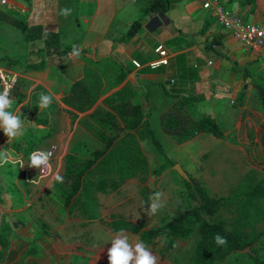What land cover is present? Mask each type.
Segmentation results:
<instances>
[{"label":"crops","instance_id":"crops-1","mask_svg":"<svg viewBox=\"0 0 264 264\" xmlns=\"http://www.w3.org/2000/svg\"><path fill=\"white\" fill-rule=\"evenodd\" d=\"M154 1L10 0L11 5L8 2L2 4L0 0V68L19 75L16 88L9 95L13 100L9 111L20 117L24 128L23 137L11 143L0 128V152L6 151L16 161L7 164L16 165L27 175L29 167L25 164L31 163V154L50 152L55 143L65 159L73 155L79 164L90 159L96 151L104 150V144L95 135L100 124L92 115L109 113L115 116L120 127H125L114 110L125 103L142 108L143 120L150 121L163 145V153L193 179H264V99L261 98H264V61L257 52L237 41L198 0H157L155 8L151 6ZM217 1L246 23L264 24V0ZM64 8L71 9L67 17L61 14ZM20 11L25 15L22 16ZM21 21L28 27L41 26L45 33L58 32L59 48L51 52L42 40L29 42L27 26L20 25ZM133 23H138L139 27L135 33H130ZM6 30L8 33L4 34ZM159 44L168 49L170 64L152 70L146 64L158 58L155 48ZM69 46L78 48L80 55H72L73 49L65 53ZM24 49L26 54L22 56L19 51ZM22 58L27 65H23ZM133 60L144 66L136 68ZM30 65L38 68H26ZM194 74L196 82L190 94L169 95L175 80L179 77L187 79ZM78 81L98 85V98L85 112H79L65 101L67 91ZM41 93L53 97L48 108L39 107ZM179 102L195 120L209 115L218 125L225 123V136L218 138L209 133H198L179 141L165 132L160 124L161 113ZM107 124L111 127L106 130L110 136L118 134L114 144L116 150L127 153L124 161L132 157L130 150L141 149L144 159L128 162L134 163L133 168L143 164L144 171L148 157L144 147L149 138L146 133L142 138L143 128L127 134L126 130L115 132L112 124ZM94 138L101 147L93 148L88 157L79 158L76 153L85 150ZM151 146L153 155L154 152L161 153L153 144ZM160 156L165 160L162 153ZM115 161L116 157L111 158L112 166L105 172L118 173L122 177V172L114 168ZM5 165L0 166V186L5 189L0 188V199L16 200L18 192L25 198L19 171L11 175L14 190L6 180L11 172L4 169ZM94 166L100 167L94 164L92 168ZM172 167L164 171L168 172ZM183 178L176 170L174 179ZM92 193L80 191L76 195L87 200L83 212L90 220L96 217ZM72 205L64 207L71 211ZM15 211L9 208L7 213L15 214ZM91 213L93 218L89 217ZM3 224L0 233L4 230L5 242L0 244V264L85 263L83 252L77 246L54 249L48 240L40 243L34 240L15 257L7 255L6 233L10 226L6 222Z\"/></svg>","mask_w":264,"mask_h":264},{"label":"rangeland","instance_id":"rangeland-1","mask_svg":"<svg viewBox=\"0 0 264 264\" xmlns=\"http://www.w3.org/2000/svg\"><path fill=\"white\" fill-rule=\"evenodd\" d=\"M7 2L12 5L10 0ZM20 12L22 16L25 15L22 11ZM21 23L20 25L27 26L26 22L21 21ZM5 33H8V30L4 31ZM19 53H22L23 56L26 54L25 49ZM22 60L25 62L24 58ZM23 65H27V62ZM92 124L95 125V123ZM219 127L225 131L226 124H219ZM87 144L89 146L85 150L80 149L76 153L79 158H86L93 148L101 147L100 142L95 138ZM151 144V141L146 140L144 147L146 157L148 156L146 171H142L143 164L141 166L138 164L133 168V176L129 178L123 179L120 174L105 172L97 166L91 168L87 179L91 186L90 192H93V203L96 205L94 209L96 217L92 220L88 219L87 214L83 212V208L88 202L82 195L74 198L72 209L68 211L64 207L60 190L54 186L57 176L63 178L67 162L57 143L50 151L51 158L46 172L42 173L40 169L32 168L30 162H27L25 165L29 167V174L26 175V172H20L16 165L6 164L4 169H7L11 174L7 179H4L16 190L11 175H15L19 171L21 190L26 193V197L24 198V195L15 191L18 192L16 200L7 202L0 199V230L3 228L4 222L10 226L6 233L8 243L5 249L8 248V251L5 253L15 257L34 240L39 243L48 240L54 249L57 247L66 249L69 245L77 246L76 248L83 252L84 264H109L108 250L112 246L111 242L115 235L123 229L129 243L133 246L143 243L154 256L158 257L157 264H196L197 247L202 241V237L195 230L189 234L174 237L165 234L158 235L147 243L140 240L143 232L161 227L171 219L177 213L179 203L183 201V195L188 194L183 179H174L176 171L174 166L162 174L153 172L159 169L162 164L166 168L170 167L171 161L166 157L167 154L162 153L164 160L156 149L155 151L160 154L154 152L153 155L150 152V148L153 147ZM164 161L165 163H163ZM199 180L204 182L208 194L212 196L238 193L243 188L242 184L245 181V179ZM69 184L70 180L66 179V186ZM0 188L2 191L5 190L1 186ZM155 192L163 194L161 197L163 207L157 214L148 216L147 209L151 204L149 198ZM260 203L264 207V198L260 200ZM9 208L17 211L15 214L7 213ZM204 216L208 221H226L228 230L240 235L253 234V229L245 225L243 216L235 207L223 209L214 216L206 214ZM19 218L21 219L19 220ZM15 223L17 226H14ZM263 227L264 223L257 225V229ZM208 261L207 264H253L252 260L246 257L243 260L235 259L233 252L226 253L223 257H213L211 254Z\"/></svg>","mask_w":264,"mask_h":264},{"label":"trees","instance_id":"trees-1","mask_svg":"<svg viewBox=\"0 0 264 264\" xmlns=\"http://www.w3.org/2000/svg\"><path fill=\"white\" fill-rule=\"evenodd\" d=\"M155 1L151 5L152 7L155 6ZM138 27V23H133L129 32L135 33ZM25 31L27 32L26 39L29 42L42 40L45 44V48L49 49L51 52L54 48H59L58 42L60 34L58 32L45 33L41 26H27L25 27ZM69 50H72V46H69L64 52L66 53ZM169 64L170 63H168V65ZM30 67L38 68L37 65H30L26 68ZM41 67H43V65H41ZM195 82V74L190 75L187 79L179 77L178 80H175L171 85L168 93L173 97L190 94L193 91L192 87ZM97 86V84L92 82L88 83L87 81L76 82L66 93V103L73 106L79 112L89 110L98 98ZM261 98L264 99L262 96ZM114 110L125 124V127H120L117 122H115V116H111L109 113L96 112V114L94 113L92 115L94 120L100 124L101 128L96 129L95 135L104 144V150L96 151L92 154L90 159L80 164L77 163V158L75 156L68 155L66 157L67 168L63 172L62 181L57 179L55 181V186L61 191L64 198V205L66 208L72 205L73 198L80 191L85 193L90 192L91 186L85 181V175L91 170L94 164L100 165L101 169L106 171L112 166L111 158L116 157L114 168L122 172V177H129L133 175L134 163H129L128 161H133L132 159H144L141 149L137 147L129 151L132 157L130 156L125 159V161L123 160L127 153H121V151L116 150L114 144L119 137L118 134H112L110 136L107 133L106 130H108L107 128L109 127V124H107L108 122L115 128V132H117L116 130H126L127 134L131 130L138 131L140 127H142V138H144L143 133H146L151 143L163 153V145L155 135L150 121L143 120V111L139 105H126L124 103L117 106ZM160 124L165 132L179 141L185 140L198 133H209L218 138H223L225 136L224 131L219 127L212 116L204 115L200 119L195 120L188 114L184 104L181 102L161 113ZM170 164V167H172L175 162L171 161ZM165 168L166 166L164 165L153 172L162 174ZM144 170L146 171L145 167ZM66 179L70 180L69 186H66ZM183 181L188 194L183 195V201L179 203L177 213L161 227L143 232L140 237L141 242H150L158 235L165 234L174 237L189 234L195 230L202 237V241L197 247L198 249L195 257L196 264H207L209 262V255L211 254L213 257H223L226 253L231 252H233L237 260H243L246 257L252 260L253 264H264V227L257 229V225L264 223V207L260 203V200L264 198V180L245 179L243 182L244 184H242L243 188L240 192L230 196L214 197L208 194L202 181L199 179H193L188 176V178H183ZM231 207H235L243 216L245 225L253 229V234L249 236L240 235L237 232L228 230L226 221H208L204 216L205 214L214 216L219 211ZM89 217L93 218V213H91ZM4 234L5 232L2 230L0 233L1 245H4L5 242L3 239ZM217 234L227 239L226 245H217L214 239Z\"/></svg>","mask_w":264,"mask_h":264},{"label":"clouds","instance_id":"clouds-1","mask_svg":"<svg viewBox=\"0 0 264 264\" xmlns=\"http://www.w3.org/2000/svg\"><path fill=\"white\" fill-rule=\"evenodd\" d=\"M61 14L67 17L71 14V9L64 8L61 10ZM72 55H80L78 48L73 49ZM9 88V85H5L4 91L0 92V128H3L5 135L9 138L8 143H11L12 140L23 137L24 128L20 117L9 111L13 105V100L9 98ZM52 99L51 95L41 93L39 107L41 109L48 108L52 103ZM50 156V152H33L30 156V166L40 169L42 173L46 172ZM9 162L15 163L16 161L12 160L6 151L0 152V166ZM56 179L62 181V177L57 176ZM162 195L160 192H155L149 198L151 204L147 209L148 216L157 214L163 207V203L161 202ZM214 239L217 245L223 246L227 244V239L219 234ZM111 244L112 246L108 250L109 264H133V262L134 264H157L158 257L154 256L143 243H137L135 246L129 243V239L124 234L123 229L115 235Z\"/></svg>","mask_w":264,"mask_h":264},{"label":"built area","instance_id":"built-area-1","mask_svg":"<svg viewBox=\"0 0 264 264\" xmlns=\"http://www.w3.org/2000/svg\"><path fill=\"white\" fill-rule=\"evenodd\" d=\"M202 8L210 11L217 21L229 32L233 34L236 40L243 43L246 47L258 53V56L264 61V24L246 23L237 14L224 8L217 0H198ZM2 4H7V0H1ZM158 58L146 64L150 69L156 70L161 66L168 65L170 54L165 45L159 44L155 48ZM136 68L144 66L140 61L133 60ZM14 78V79H13ZM19 81V75L7 72L0 68V86L2 92L4 86L9 85L11 94ZM9 94V95H10Z\"/></svg>","mask_w":264,"mask_h":264},{"label":"water","instance_id":"water-1","mask_svg":"<svg viewBox=\"0 0 264 264\" xmlns=\"http://www.w3.org/2000/svg\"><path fill=\"white\" fill-rule=\"evenodd\" d=\"M142 30L143 29H140V32H142ZM169 82H171V81H169ZM174 169H176L184 178H188V175H187V173L182 169V167L181 166H179L178 164H176L175 166H174ZM250 251V250H249Z\"/></svg>","mask_w":264,"mask_h":264}]
</instances>
